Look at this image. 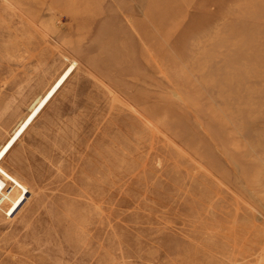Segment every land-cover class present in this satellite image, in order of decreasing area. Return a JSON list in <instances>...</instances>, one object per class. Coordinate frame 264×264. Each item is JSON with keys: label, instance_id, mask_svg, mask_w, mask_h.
I'll return each instance as SVG.
<instances>
[{"label": "rangeland", "instance_id": "374dc122", "mask_svg": "<svg viewBox=\"0 0 264 264\" xmlns=\"http://www.w3.org/2000/svg\"><path fill=\"white\" fill-rule=\"evenodd\" d=\"M259 160L264 0H0V264H206Z\"/></svg>", "mask_w": 264, "mask_h": 264}, {"label": "bare ground", "instance_id": "6f19581e", "mask_svg": "<svg viewBox=\"0 0 264 264\" xmlns=\"http://www.w3.org/2000/svg\"><path fill=\"white\" fill-rule=\"evenodd\" d=\"M231 156L242 161L241 158L244 155ZM227 157L229 162L232 161L230 156L227 155ZM259 161L264 164L262 160ZM249 164L250 168H253L252 171L243 170L240 175L237 174V178L241 177L244 183L243 192L237 191L233 187L232 189L236 191L234 194L223 190H215L207 198L203 210L208 212V215H205L210 220L205 222L202 230L205 235L204 238L208 239L205 243L207 259L204 261H206V264H264V195L258 194L264 191V170L261 168L264 166H260L259 162L252 161H249ZM4 186L5 184L0 179V193ZM206 187L209 189L210 186L206 184ZM200 257H203V255Z\"/></svg>", "mask_w": 264, "mask_h": 264}]
</instances>
